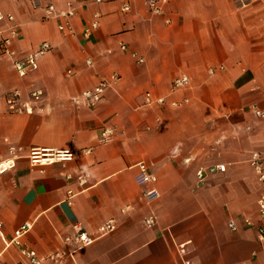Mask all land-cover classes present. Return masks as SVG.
I'll list each match as a JSON object with an SVG mask.
<instances>
[{
    "label": "crops",
    "instance_id": "obj_1",
    "mask_svg": "<svg viewBox=\"0 0 264 264\" xmlns=\"http://www.w3.org/2000/svg\"><path fill=\"white\" fill-rule=\"evenodd\" d=\"M43 1L59 10L69 3L77 8L74 35L60 32L59 20H45L32 0H0L1 10L20 24V57L46 41L54 47L25 79L10 59L0 60V162L8 144L24 149L16 171L0 176L5 237L33 222L25 243L41 256L74 251L62 263L45 264H183L180 248L188 264H264L258 238L264 220L257 211L262 186L250 166L253 152L264 156V117L251 113L255 106L264 110V0H249L243 9L234 0H167L162 16L153 15L145 0ZM127 2L131 10L124 13ZM95 14L101 25L86 39L83 30ZM220 66L222 72L209 75ZM114 73L120 80L99 106L71 104ZM182 75L191 87L173 95V81ZM33 88L46 92L34 113H9L5 95L19 89L27 98ZM146 93L191 102L179 109L145 107ZM110 127L117 129L115 140L101 144V131ZM33 148L72 150L77 157L33 168ZM88 148L92 153L83 154ZM139 163L157 176L154 187L137 183ZM217 164H225L226 173H208L200 189L197 172ZM80 170L90 180L83 193L66 179ZM152 188L159 196L145 197ZM69 189L78 193L72 205ZM151 216L157 224L147 228ZM110 219L118 229L93 245L75 251L64 244L74 224L95 235ZM20 261L18 249L5 248L0 236V264Z\"/></svg>",
    "mask_w": 264,
    "mask_h": 264
},
{
    "label": "built area",
    "instance_id": "obj_2",
    "mask_svg": "<svg viewBox=\"0 0 264 264\" xmlns=\"http://www.w3.org/2000/svg\"><path fill=\"white\" fill-rule=\"evenodd\" d=\"M97 3H102L103 0H96ZM151 13L156 16L163 15V5L167 0H145ZM239 8H246L249 6V0H234ZM32 6L35 9L41 10L45 20L57 19L59 20L58 29L62 33H68L74 35L73 20L77 17V8L69 3L63 10H59L54 4H47L43 0H32ZM131 10L130 4L127 2L123 5L122 11L128 13ZM166 24L170 25L171 20L167 19ZM101 25L100 14H95L93 19L87 24L83 30V36L89 39L94 31H96ZM22 37V31L20 24L17 22L16 17L10 13H4L0 8V60L10 59L12 61V67L17 75L25 79L30 74L39 70L40 60L54 47L46 41L43 42L35 51L27 54L24 57L19 56V51L16 49L19 41ZM123 52L128 51L126 45L121 46ZM131 56L136 60L138 64H144L145 59L141 57L137 52H131ZM86 65L91 67L92 61L89 59L86 61ZM224 67H211L208 71L210 76H215L222 72ZM72 75V71L68 72ZM120 80V76L116 73L111 74L109 77L103 78L95 87L83 91L77 96L71 98V104L77 107H87L94 109L100 105L104 100L106 92ZM191 87V79L186 75H182L173 81L171 93L178 94L182 91H186ZM46 92L42 88H33L29 91L27 98H25L19 89H14L5 95V100L9 113L11 114H33L35 106L39 104L45 97ZM191 102L190 98L185 97L181 100L169 101L166 97L155 98L151 93H146L144 96L145 107H170L174 109L183 108L189 105ZM251 113L256 118L264 117V110L258 107H253ZM118 132L116 128H105L99 135V142L101 144L112 143ZM93 149L88 148L83 150V154L90 155ZM24 153V149L13 144H8L7 157L0 162V176L13 173L17 169V163ZM77 157L76 152L72 150H53L43 148H33L28 153V160L33 168L45 167L54 165L56 163H70L75 161ZM250 166L253 169L258 182L262 186V193L257 201L258 216L261 220H264V156L260 152H253L250 157ZM138 175L136 181L139 185H150L154 187L157 182V176L151 172L148 165L145 163H139L137 165ZM227 166L225 164H217L207 169H200L197 172L198 186H203L206 182L208 173L218 174L226 173ZM68 182L74 183L80 189L79 193H83L89 187L90 180L85 170H80L75 175H68L66 177ZM78 195L74 190L69 189L67 191V202L72 205V200ZM153 196H159L158 191L152 188L145 193V197L151 198ZM243 223L248 227H253L254 223L251 219H243ZM147 228H153L157 224V219L154 216L149 217L145 222ZM34 227L33 222H26L19 226L14 232L10 239L6 238L2 232L0 225V236L5 245V248L14 247L18 249L21 261L19 264H45L46 262L62 263L67 257L73 255L74 251L68 253L66 250L57 251L47 256H41L35 249L31 248L25 243V238L31 233ZM229 227L232 230L237 229L235 221L229 223ZM118 229L117 221L110 219L99 227L95 235L89 234L81 224H74L72 227L73 234L67 235L63 238V242L66 246H73L75 251L93 245L99 238L105 237L114 233ZM258 238L260 241L264 240V226L258 229ZM180 257L183 264H188L185 256L187 250L180 248Z\"/></svg>",
    "mask_w": 264,
    "mask_h": 264
},
{
    "label": "rangeland",
    "instance_id": "obj_3",
    "mask_svg": "<svg viewBox=\"0 0 264 264\" xmlns=\"http://www.w3.org/2000/svg\"><path fill=\"white\" fill-rule=\"evenodd\" d=\"M217 147H218V145L213 146V148H212L213 151H215V150L217 149ZM205 183H206V182H205ZM201 187H202V186H200L199 188L201 189Z\"/></svg>",
    "mask_w": 264,
    "mask_h": 264
}]
</instances>
